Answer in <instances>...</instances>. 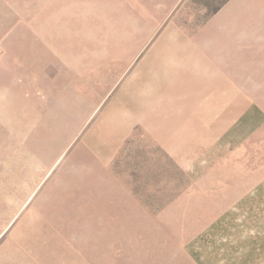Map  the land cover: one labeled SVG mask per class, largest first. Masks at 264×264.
I'll return each mask as SVG.
<instances>
[{"label": "rangeland", "instance_id": "1", "mask_svg": "<svg viewBox=\"0 0 264 264\" xmlns=\"http://www.w3.org/2000/svg\"><path fill=\"white\" fill-rule=\"evenodd\" d=\"M228 3L229 32L244 36L232 53L250 58L249 88H234L263 113L243 142L241 129L221 137L229 162L211 152L201 166L197 153L176 159L136 128L107 162L110 176L97 169L87 194L67 193L87 185L88 135L127 83L99 71L89 84L77 67L122 68L128 56L114 55L136 32L175 23L196 33ZM158 11L162 22L151 24ZM57 50L71 64L67 81ZM183 78L185 91L198 84ZM262 102L264 0H0V264H243L242 241L264 249Z\"/></svg>", "mask_w": 264, "mask_h": 264}, {"label": "crops", "instance_id": "2", "mask_svg": "<svg viewBox=\"0 0 264 264\" xmlns=\"http://www.w3.org/2000/svg\"><path fill=\"white\" fill-rule=\"evenodd\" d=\"M228 7L229 3L207 27L196 33L184 32L175 23L169 24L166 29L156 34L153 32L154 28L136 32V41L129 45L128 50L114 55L115 57L128 56L122 68H105L103 71L102 67L108 66L106 61L97 70L90 64L77 67L79 69L76 73L89 84L95 80L92 78L94 73L99 71L111 73L114 76H112V83L118 84V87L126 80L127 83L111 109L101 118L98 127L93 129L94 134L88 135L87 165L89 167L82 171L84 174L82 182L87 185L71 189L67 193L87 194L91 179L99 175L97 169L102 168L101 176H110L107 162L120 153L122 142L131 136L136 128L144 131L146 142L154 145L156 143L176 159L186 160L187 154H198V166H201L203 158L201 153L211 152L221 159L226 157L224 160L229 162V141L223 148L219 147L217 144L221 142V137L224 135L234 137V131L241 129L243 142L245 140L243 137L249 135V130L259 125L263 113L260 112L262 110L260 107H251V105L259 104L254 100L255 104L251 102L254 96H250L249 92H244L243 89L242 92H238L234 88L239 82L240 88H249L250 75L247 65L250 63V58L246 56L244 60L243 55L236 56L232 53L234 48L241 46L238 41L244 36L229 32V23H234L229 22V19L233 20L235 17L229 16V10L226 11ZM234 7L233 4L230 9ZM164 13L165 11H158L148 21L154 24L156 19L155 23L159 25ZM174 27L180 29L181 33L177 35ZM88 37L92 39L98 36L91 38L88 34ZM148 41L152 42L142 49ZM152 45L154 50L150 51ZM57 54L60 57L59 63L61 61L59 65L63 68L62 73L66 74L57 78L67 81V78H71L72 75L69 72L70 61L63 58L66 55L58 50ZM126 66H129V70H126L128 75L122 79L121 72ZM186 72L195 76L198 83L193 89L189 85V91H185L180 86V81L184 79ZM137 78L140 80L134 84ZM231 78H234L235 82ZM210 80L216 82L200 84ZM170 85L176 92L172 95L169 92ZM56 89L57 85L55 91ZM203 89L204 93L200 92ZM236 105L239 106L235 107ZM251 109H255L257 114L250 113ZM112 113L113 117H111ZM108 120H112L114 124L109 123ZM104 128L113 129L106 133ZM174 144H177V147ZM244 149L247 150V147ZM92 157L97 158V165ZM227 165L226 167H229V164ZM246 242L241 243L246 244L247 248L243 264H264V249L255 246L250 249Z\"/></svg>", "mask_w": 264, "mask_h": 264}]
</instances>
